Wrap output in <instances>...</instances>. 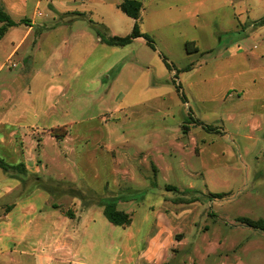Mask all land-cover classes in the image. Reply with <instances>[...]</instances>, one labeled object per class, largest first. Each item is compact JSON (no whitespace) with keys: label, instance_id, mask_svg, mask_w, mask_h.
<instances>
[{"label":"rangeland","instance_id":"374dc122","mask_svg":"<svg viewBox=\"0 0 264 264\" xmlns=\"http://www.w3.org/2000/svg\"><path fill=\"white\" fill-rule=\"evenodd\" d=\"M62 1L91 13L88 19L68 15L71 23L60 25L35 62H27L31 39L10 58L9 38L0 40V104L48 108L59 116L49 127L69 132L66 157L56 159L53 142H45L44 186L61 189L67 198L59 202L77 213L75 198H84L83 207L116 200L118 210L142 222L137 250L155 231L154 212L191 209L193 223L180 228L166 264H264V231L239 221H264V28L257 24L264 0H140L141 30L156 51L144 40L126 47L98 41L90 20L104 24L107 36L131 33V19L116 7L122 0ZM48 4L42 0L38 25L60 21ZM13 5L0 0L7 14ZM186 42L201 52L188 55ZM234 44L243 51L225 58ZM49 55L51 65L44 61ZM58 56L61 75L43 79L57 71ZM41 137L40 130L30 137L36 155ZM94 211L100 264L117 263L131 243L124 236L129 230L113 226L103 208ZM75 227L71 220L69 229Z\"/></svg>","mask_w":264,"mask_h":264},{"label":"crops","instance_id":"0c3cea01","mask_svg":"<svg viewBox=\"0 0 264 264\" xmlns=\"http://www.w3.org/2000/svg\"><path fill=\"white\" fill-rule=\"evenodd\" d=\"M78 1L84 3L87 0H73V2ZM41 2L42 0H14L9 16L17 17V20L11 18L18 25L8 27L0 39L9 38L10 40L9 58L17 55L31 39L32 55H28L27 62H35V57L40 50L43 51L46 43L56 39L54 34L60 25L71 23L70 20L67 21L68 15L81 13L83 14L81 18L88 19V13H91L88 6H70L64 4L62 0H48L50 11L57 15L60 21L52 26L38 25L37 18L44 16L43 12H39ZM118 5H116L117 8ZM239 16H243V12H240ZM130 19L129 29L132 32L134 20ZM108 27L111 29L112 26L108 25ZM263 28L264 25L258 29ZM34 32H36L35 35ZM260 35H264V32ZM111 36H117V34L112 32ZM63 39L66 41V34H63ZM137 40H144L149 48L156 51L154 41V48L144 38H137L131 44ZM98 41L100 42L99 38ZM190 43H192L191 52H188L185 47L188 55L201 52L195 42ZM225 50L230 53L229 56H225L228 59L243 51V48L234 44L226 47ZM51 57L49 55L44 58L47 65L54 60ZM164 58L166 59L163 57V60ZM56 61L57 71L51 76L50 74L42 75L43 79H53L56 74L61 75L63 64L59 56ZM28 95H31V92ZM9 100L11 101L12 98ZM14 101L10 106L0 104V159L12 166H23L12 172H4L0 169V264H100L96 246L99 239V227L96 221L100 214L97 216L94 210L96 207L102 209V206L88 204L83 207V199L80 197L73 201V204L80 208L79 213H77L78 210L73 212L65 210V205L59 201L65 200L67 195L58 192L61 189L56 188L50 192L44 186V180H48L42 176L47 171V165L41 160V157H46L48 154L45 142L47 138L53 142L50 152L56 159L66 157L64 144H68L70 139L67 126L49 127L47 123L50 118L56 125L59 123L58 115L51 117L48 108L24 103L17 104V100ZM35 129L40 130L42 134V137L37 140V147H42L37 155L33 152L36 148L30 140V137L38 135V130ZM58 129H64L61 136L54 134ZM94 156L92 155V158ZM168 212L169 210L163 208V211L153 213L155 231L142 239L140 250L136 249L137 245L133 241L136 240L142 222L136 224L132 219L130 225L126 226L129 231L124 234L125 238L131 241L128 243L127 251L121 252L117 263L112 258L110 263L105 264L170 263L176 241L178 242L176 235L181 232L180 228L183 229L193 223L191 218L194 212L186 207L172 209L171 213L174 216L167 214ZM71 220L76 221L79 227L69 229ZM103 223L106 226L105 221ZM127 252L129 257L125 260Z\"/></svg>","mask_w":264,"mask_h":264},{"label":"trees","instance_id":"16d2710c","mask_svg":"<svg viewBox=\"0 0 264 264\" xmlns=\"http://www.w3.org/2000/svg\"><path fill=\"white\" fill-rule=\"evenodd\" d=\"M118 8L124 14H126L128 17L134 20V26H133L132 32L125 37H117V36H110V35L107 36L105 33H103V30H102V29L106 30V27L104 25L94 23L90 20L89 22L90 24L93 25L94 29L96 30V34L100 42L108 46L123 47V46L131 44L137 38H144L147 41V43L152 48H154L152 38L142 33L141 31L142 9H143L142 2L137 1V0H122V2L118 5ZM75 15L78 17H83V14H80V13H76ZM0 23H4V25L0 28V39L4 36L8 27H13V26L18 25L15 21L12 20L9 14L4 12L3 10H0ZM257 24L261 26L264 25V17L260 19L259 21H257ZM191 44L192 43L190 42H187L185 44L186 50L188 52L192 51L190 48ZM164 61H165V64L168 70L170 71L175 70V68H173V65L169 64L165 58H164ZM22 166L23 165L12 166L6 163L3 159H0V169H2L4 172L16 171ZM167 190L172 191L176 189L175 187L167 186ZM215 196L217 198L222 197L221 194H216ZM82 199L84 200V198ZM98 205L102 206L104 216L107 218V220L111 224L115 226H121V227H126L130 225L132 221L131 215L127 212L118 210L116 200L114 199L104 200V202L98 203ZM85 206H87V204H85ZM239 221L242 224H245L249 227L264 231V221L263 220L254 221L251 219L243 218V219H240Z\"/></svg>","mask_w":264,"mask_h":264}]
</instances>
